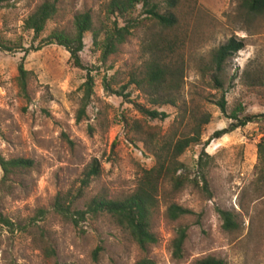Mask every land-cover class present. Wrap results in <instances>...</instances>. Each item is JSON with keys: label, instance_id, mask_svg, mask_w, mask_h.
<instances>
[{"label": "rangeland", "instance_id": "1", "mask_svg": "<svg viewBox=\"0 0 264 264\" xmlns=\"http://www.w3.org/2000/svg\"><path fill=\"white\" fill-rule=\"evenodd\" d=\"M44 1L0 7V155L33 162L31 170L4 183L0 172V214L14 225L13 230L0 225V264H135L142 257L155 264H194L208 256L226 264H264V189L256 183L257 145L264 136V122L255 121L209 141L215 131L228 127L231 120L226 116L235 109L240 117L264 113V86L250 88L245 77L249 72H261L264 77V15L247 16L239 11L237 0H181L177 14L185 37L184 78L176 105L156 107L167 114L161 121L138 112L135 104L152 106L128 85L130 75L138 74L147 59L142 51L144 39L157 31L142 7L127 16L140 23L138 32L103 60L100 44L104 30L114 21L105 15L109 0H62L57 15L34 38L23 23ZM84 12L90 13L93 28L100 34L96 44L92 33L84 34L83 69L74 67L69 53L55 44L26 52L40 46L54 30L69 31L74 16ZM117 22L122 25V20ZM230 38L241 40L243 49L226 62L224 90L219 91L202 69L212 51ZM20 63L29 73L27 98L17 84ZM88 77L92 79L90 97L77 121ZM105 82L112 91L127 94V99L106 91ZM222 92L225 115L215 104ZM204 113L210 122L202 128L200 144L178 158L197 185L187 183L174 192L170 182L162 183L152 216L158 242L146 254L109 215L88 217L75 228L53 211L57 195H76L93 161L99 164L100 174L82 189L74 208L84 210L95 196L120 198L131 193L142 172L154 165L147 141L156 144L181 138L189 131L190 116ZM202 151L210 195L202 190L196 167ZM170 204L191 214L171 221L166 216ZM217 209L233 215L235 231L223 229ZM181 227L187 228V238L183 257L177 260L171 242Z\"/></svg>", "mask_w": 264, "mask_h": 264}, {"label": "trees", "instance_id": "2", "mask_svg": "<svg viewBox=\"0 0 264 264\" xmlns=\"http://www.w3.org/2000/svg\"><path fill=\"white\" fill-rule=\"evenodd\" d=\"M24 0H0V7L8 6L12 3ZM62 0H47L39 5L24 21L23 28L33 33L34 38L39 37L45 31L46 25L58 13V5ZM238 9L247 16H263L264 0H237ZM181 0H109L105 5V15L108 19L113 18L111 26L104 30V39L100 44L101 57L105 60L108 56L116 54L120 46L124 45L130 37L138 32L140 23H136L127 16L135 10L137 6L142 7V11L147 15L150 21L156 24L157 31L150 33L143 42L142 51L147 59L138 74L132 73L128 85L139 90L147 99L152 109L145 108L142 105L135 104L138 112L151 120H165L167 114L160 112L156 107L176 105L177 94L179 93L181 82L184 78V61L182 49L185 44L184 31L180 22V16L177 14ZM118 19L122 20V25L118 24ZM92 33L93 43H97L100 31L93 28V20L89 12L78 13L74 16L71 29L69 31H52L49 36L42 40V44L36 48L26 50L37 51L41 46L55 44L63 47L70 56L74 67L83 69L80 53L84 48V34ZM3 50L10 51L11 48L1 45ZM243 49L241 40L230 38L226 43L219 46L210 54L209 61L202 69L203 74H208L214 88L219 91L224 90V71L226 62L235 54ZM28 72L23 64L18 65L17 84L20 94L27 98V78ZM246 84L250 88H259L264 86V77L261 72L245 75ZM104 88L112 94H118L124 99L128 95L112 91L110 83L105 82ZM125 88V87H123ZM92 89V79L87 78L84 83V95L82 107L78 111L77 121L82 119L84 108L90 97ZM216 106L220 112L226 114V101L224 92L216 101ZM231 120L228 127L215 131L209 141L220 139L226 134L235 131L237 128L246 126L255 121L264 122V113L259 115H245L240 117L239 110L235 109L233 113L226 116ZM190 127L188 133L178 139L162 140L153 144L152 140L147 143L150 146L151 154L154 159V165L142 172L136 188L131 193L120 198H108L106 196H95L84 205V210L74 208L76 200L82 197V189L97 178L100 174V166L93 161L83 173L80 181V187L76 195H57L53 202V211L70 222L75 228L80 223L85 222L88 217L95 218L98 215H109L115 223L125 230L138 249L146 254L150 247L157 244L158 239L152 231V216L157 206V196L162 183L168 181L172 184L174 192L180 191L187 183L196 184L190 181L186 175V169L178 158L186 149L193 145L200 144L202 128L209 124L210 116L208 114L190 116ZM137 132L141 131L139 125L135 126ZM141 133V132H139ZM208 141V142H209ZM208 142L204 145L207 146ZM70 143V142H69ZM258 158L260 163L259 176L256 183L264 189V136L257 145ZM206 157L202 151L196 167L202 182V190L210 195L208 182L206 179ZM33 168V162L24 158L4 159L0 155V172L2 173L1 182L4 183L10 176L19 172H26ZM258 186V185H257ZM258 187V188H259ZM220 219L223 221V229L233 232L237 229V223L233 215L228 211L217 209ZM39 214L42 216L43 211ZM191 211L176 204H170L166 209V216L171 221H176L182 217L190 215ZM0 225L8 229H14L6 217L0 214ZM187 238V228L178 229L176 237L171 242V253L174 259L183 257V246ZM97 250L94 255H96ZM135 264H155L151 259L142 257ZM194 264H226L221 259L211 256L196 261Z\"/></svg>", "mask_w": 264, "mask_h": 264}]
</instances>
